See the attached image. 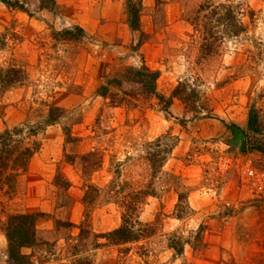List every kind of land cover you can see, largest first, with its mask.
<instances>
[{"label":"rangeland","instance_id":"rangeland-1","mask_svg":"<svg viewBox=\"0 0 264 264\" xmlns=\"http://www.w3.org/2000/svg\"><path fill=\"white\" fill-rule=\"evenodd\" d=\"M19 1L26 11L0 2V65L26 76L0 90V132L42 125L49 105L65 112L39 131L40 148L14 193L0 192V264H8V213L39 215L37 246L23 250L31 264L84 256L90 264H264V201L238 188L247 158L264 168V0H214L235 3L245 30L231 35L209 15L201 27L221 36L210 54L201 48L207 30L194 28L206 0H141L138 31L128 0H52V8ZM142 67L158 71L164 100L134 81ZM182 84L187 105L172 97ZM252 107L259 133L247 130ZM111 181L147 191L138 207L147 235L118 244L80 235L90 184L103 190L87 219L91 233L121 224Z\"/></svg>","mask_w":264,"mask_h":264},{"label":"trees","instance_id":"trees-1","mask_svg":"<svg viewBox=\"0 0 264 264\" xmlns=\"http://www.w3.org/2000/svg\"><path fill=\"white\" fill-rule=\"evenodd\" d=\"M1 3L12 9H18L26 11L25 4L19 0H0ZM52 0H41V8H52L50 5ZM53 4V3H52ZM141 0H128L126 4V10L128 14V23L131 29L138 31L140 26V8ZM240 4V3H239ZM238 5V4H237ZM207 12V13H205ZM239 11L235 3L216 2L214 0H206L196 10L194 28L204 32L205 43L201 44L203 51L210 54L215 48L218 36L208 32V27L202 23L209 24L207 17H216V23L226 27L227 32L231 35H238L242 33L245 26L240 23L238 18ZM202 24V25H201ZM206 28V29H205ZM79 31L82 29L77 27ZM69 33V31H66ZM6 39L3 35H0V51L5 47ZM158 77V71H152L145 67L135 70L134 81L140 83L142 89L147 94L155 95L159 101L164 100L166 97L158 94L155 88V82ZM26 76L24 72L16 66L10 65L6 68L0 65V90L4 91L10 87L20 86L25 82ZM178 85L172 91V97H177L182 100L186 105L189 104L190 98L186 92L179 91ZM181 88V87H180ZM169 103L172 98H167ZM189 106V105H188ZM191 107V105L189 106ZM64 110L60 107L48 106L46 117L41 124H37L35 127H14L12 129H5L0 132V192L4 194H13L16 189L18 179L22 174L27 171L29 162L32 156L39 150L40 142L37 141L36 136L44 126L56 123L63 115ZM247 130L253 133H259L261 131V123L259 120L258 111L252 107L248 112ZM247 142V141H245ZM86 156V155H85ZM84 156L80 158L84 161ZM87 158V156H86ZM100 165V160L96 159L90 165L93 170L97 169ZM67 185V182L65 183ZM114 190V196L118 197L120 206L123 208L121 213V224L106 233L93 234L87 225V219L90 218L91 210L94 207L96 197L103 191L96 185H87L83 194V206L85 220L79 225L80 235H93L94 238H105L109 244H118L138 240L140 237L147 235L151 231V226H142L139 220L138 207L142 202L143 197L147 194V191L140 189H132L126 182L116 183L111 181L110 183ZM106 191V190H105ZM105 193V192H104ZM39 215L34 213H8L6 220L1 224V231L6 239V255L8 264H31L30 254L24 253V249H30L37 246V235L35 229L36 219ZM60 222V221H59ZM70 225L69 222L65 223ZM196 246L202 245L200 232H198ZM88 237V236H87ZM100 245L96 242L94 246ZM76 247V245H74ZM172 247L175 248L178 255L182 254V246L175 243ZM75 264H90L88 257H79Z\"/></svg>","mask_w":264,"mask_h":264},{"label":"built area","instance_id":"built-area-1","mask_svg":"<svg viewBox=\"0 0 264 264\" xmlns=\"http://www.w3.org/2000/svg\"><path fill=\"white\" fill-rule=\"evenodd\" d=\"M240 168L239 193L248 199L264 201V168L257 167L250 158Z\"/></svg>","mask_w":264,"mask_h":264}]
</instances>
